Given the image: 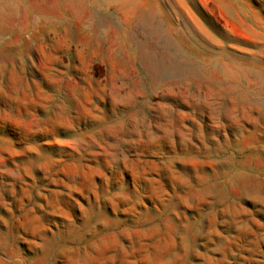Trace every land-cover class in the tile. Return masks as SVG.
<instances>
[{
  "label": "rangeland",
  "instance_id": "374dc122",
  "mask_svg": "<svg viewBox=\"0 0 264 264\" xmlns=\"http://www.w3.org/2000/svg\"><path fill=\"white\" fill-rule=\"evenodd\" d=\"M1 27L0 264H264V0Z\"/></svg>",
  "mask_w": 264,
  "mask_h": 264
},
{
  "label": "bare ground",
  "instance_id": "6f19581e",
  "mask_svg": "<svg viewBox=\"0 0 264 264\" xmlns=\"http://www.w3.org/2000/svg\"><path fill=\"white\" fill-rule=\"evenodd\" d=\"M21 1L22 0H6V1L4 0L3 3H2L3 5H1V2H0V30H2V27H1L2 19L5 18L6 16H9V15H12V14L16 13L17 10H18V4L21 3ZM72 1H74V0H72ZM20 6H22V5H20ZM26 9H27V7H26ZM28 9H31V8L28 7ZM19 10H20V8H19ZM36 10H37V12H39V11L41 12L42 11L41 9H36ZM46 12H47V15L53 14L52 11H46ZM41 13L46 15V13L44 11H42Z\"/></svg>",
  "mask_w": 264,
  "mask_h": 264
}]
</instances>
